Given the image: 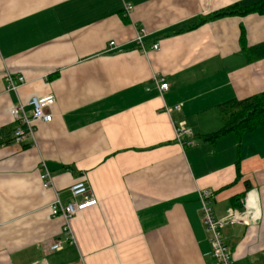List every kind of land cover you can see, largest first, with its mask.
I'll return each mask as SVG.
<instances>
[{
  "label": "crops",
  "instance_id": "1",
  "mask_svg": "<svg viewBox=\"0 0 264 264\" xmlns=\"http://www.w3.org/2000/svg\"><path fill=\"white\" fill-rule=\"evenodd\" d=\"M255 1L0 0V128H16L13 105L54 96L34 139L18 143L12 132L0 145V264H215L202 190L213 192L217 217L248 195L250 222L227 225L225 241L233 264H264V124L203 138L222 125L219 104L264 91V56L241 42L242 32L247 48L264 42V14L189 28ZM141 30L158 51L139 50ZM6 71L25 78L16 91ZM179 120L191 147L175 140ZM78 180L97 204L71 219L68 240L50 206L69 202ZM57 238L62 249L50 251Z\"/></svg>",
  "mask_w": 264,
  "mask_h": 264
},
{
  "label": "built area",
  "instance_id": "2",
  "mask_svg": "<svg viewBox=\"0 0 264 264\" xmlns=\"http://www.w3.org/2000/svg\"><path fill=\"white\" fill-rule=\"evenodd\" d=\"M132 7L125 5V11L129 13ZM143 30L139 31L136 36V42L139 50L142 53L151 51H158L160 43L154 42L147 49L143 43ZM114 41L109 42V46L114 45ZM5 81L7 90L16 91L20 83L25 81L23 76H14L9 71L5 73ZM160 91L168 89V83L161 82L158 86ZM54 102V96H31L26 104L20 102L11 107V115L15 119L17 126L13 131V140L20 143L28 138L34 139V123L36 121L49 122L52 115L49 112L50 106ZM25 105L31 107L30 113L26 112ZM180 106L174 105L166 108L167 112L179 111ZM175 140L183 147H191L194 145V135L191 128L187 127L185 121H173ZM44 181V186L52 185V178L46 171L41 175ZM71 200L67 203H62L59 198H56L50 206V213L52 217H61L64 221L63 233L69 240L72 239V231L70 226L71 219L79 212L97 204V200L91 195L88 186L83 180L75 181L69 187ZM199 202L201 206V219L206 232L209 235L211 252L215 260V264H233L230 248L225 241L224 229L227 225L238 223H249L247 216L249 211L250 198L246 195L242 199L243 209H232L225 217H217L211 207L210 203L213 199V192L209 190H202L199 192ZM80 198V200H78ZM63 240L61 238L55 239L50 245V251H59L62 249Z\"/></svg>",
  "mask_w": 264,
  "mask_h": 264
},
{
  "label": "trees",
  "instance_id": "3",
  "mask_svg": "<svg viewBox=\"0 0 264 264\" xmlns=\"http://www.w3.org/2000/svg\"><path fill=\"white\" fill-rule=\"evenodd\" d=\"M250 13L264 14V0H257L245 5L235 3L223 9L213 11L206 16L198 18L197 22L189 28H195L206 21L221 17L231 15L243 16ZM241 42L247 51L264 56V42L247 48L243 32L241 34ZM218 109L222 118V125L218 130L204 135L203 138L207 141H215L227 133L240 134L243 131L252 130L263 125L264 91L244 98L229 99L219 104ZM14 127L0 128V145L9 142ZM234 198L237 199L236 197Z\"/></svg>",
  "mask_w": 264,
  "mask_h": 264
}]
</instances>
